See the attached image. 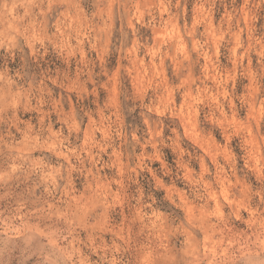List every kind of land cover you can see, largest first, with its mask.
<instances>
[{
	"label": "clouds",
	"instance_id": "9594fccd",
	"mask_svg": "<svg viewBox=\"0 0 264 264\" xmlns=\"http://www.w3.org/2000/svg\"><path fill=\"white\" fill-rule=\"evenodd\" d=\"M0 264H264V0H0Z\"/></svg>",
	"mask_w": 264,
	"mask_h": 264
}]
</instances>
